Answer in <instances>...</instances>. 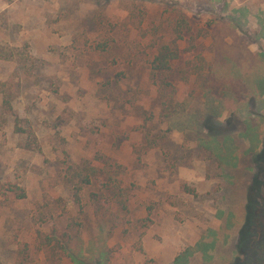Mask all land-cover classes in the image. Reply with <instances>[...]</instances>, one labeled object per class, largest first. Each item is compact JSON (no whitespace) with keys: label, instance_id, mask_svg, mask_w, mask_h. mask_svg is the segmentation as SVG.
Listing matches in <instances>:
<instances>
[{"label":"rangeland","instance_id":"obj_1","mask_svg":"<svg viewBox=\"0 0 264 264\" xmlns=\"http://www.w3.org/2000/svg\"><path fill=\"white\" fill-rule=\"evenodd\" d=\"M162 45L178 57L154 72ZM0 81L35 133L0 120V186L26 193L0 194L1 264L21 244L45 264L37 238L60 232L85 264L103 247L106 264L234 261L264 141V0H0ZM68 165L95 169L80 204Z\"/></svg>","mask_w":264,"mask_h":264},{"label":"trees","instance_id":"obj_2","mask_svg":"<svg viewBox=\"0 0 264 264\" xmlns=\"http://www.w3.org/2000/svg\"><path fill=\"white\" fill-rule=\"evenodd\" d=\"M108 44L95 48L98 52H106ZM178 57L175 50L168 46L162 45L156 50L155 59L152 63L154 72H162L169 69L170 62ZM15 100V90L13 85L6 81H0V120H9L13 118V132L25 136L26 140L35 139V133L31 126H24V122L16 117L13 111V101ZM27 123V122H26ZM25 146L30 149L32 145L25 141ZM257 173L254 175L251 183L252 197L249 198L246 205V214L238 232L237 256L229 264H264V222L260 215L264 214V141L262 148L255 160ZM110 167V166H109ZM104 183L100 192L103 196H109L110 200L115 203L120 212L126 213L128 197L119 186V182L111 171L101 169L99 171ZM95 174L94 168L83 167L80 171L77 168L68 165L64 169L63 183L69 187L72 192L74 202L80 204L81 192L90 184V176ZM0 194L13 200H23L26 197L25 190L13 182H5L0 186ZM69 234L60 232L57 234H40L37 238V249L44 254L45 264H60L64 255L69 256L76 264H85L80 257L81 246L79 243H70ZM102 249V248H101ZM108 252L103 247L99 255L98 264L108 262ZM28 256V245H19L16 251L15 264H25ZM1 264V263H0Z\"/></svg>","mask_w":264,"mask_h":264}]
</instances>
